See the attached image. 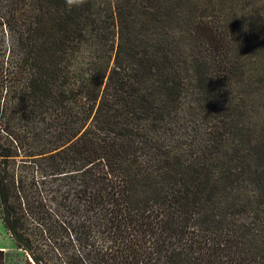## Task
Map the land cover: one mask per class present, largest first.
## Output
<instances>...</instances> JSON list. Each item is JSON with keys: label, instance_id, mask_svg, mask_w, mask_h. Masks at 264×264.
Returning <instances> with one entry per match:
<instances>
[{"label": "trees", "instance_id": "16d2710c", "mask_svg": "<svg viewBox=\"0 0 264 264\" xmlns=\"http://www.w3.org/2000/svg\"><path fill=\"white\" fill-rule=\"evenodd\" d=\"M0 221L25 264H264V0H0Z\"/></svg>", "mask_w": 264, "mask_h": 264}, {"label": "rangeland", "instance_id": "374dc122", "mask_svg": "<svg viewBox=\"0 0 264 264\" xmlns=\"http://www.w3.org/2000/svg\"><path fill=\"white\" fill-rule=\"evenodd\" d=\"M0 251L3 253V264H25L24 255L19 252L0 221Z\"/></svg>", "mask_w": 264, "mask_h": 264}, {"label": "clouds", "instance_id": "9594fccd", "mask_svg": "<svg viewBox=\"0 0 264 264\" xmlns=\"http://www.w3.org/2000/svg\"><path fill=\"white\" fill-rule=\"evenodd\" d=\"M88 2V0H66L67 5L70 8H79L84 6L86 3Z\"/></svg>", "mask_w": 264, "mask_h": 264}]
</instances>
